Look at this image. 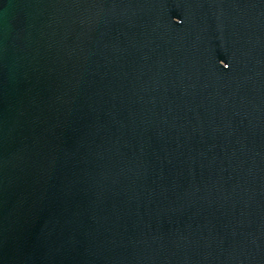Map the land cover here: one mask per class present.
Instances as JSON below:
<instances>
[{
	"label": "water",
	"instance_id": "1",
	"mask_svg": "<svg viewBox=\"0 0 264 264\" xmlns=\"http://www.w3.org/2000/svg\"><path fill=\"white\" fill-rule=\"evenodd\" d=\"M0 264H264V0H0Z\"/></svg>",
	"mask_w": 264,
	"mask_h": 264
},
{
	"label": "clouds",
	"instance_id": "2",
	"mask_svg": "<svg viewBox=\"0 0 264 264\" xmlns=\"http://www.w3.org/2000/svg\"><path fill=\"white\" fill-rule=\"evenodd\" d=\"M227 67H228V65H227Z\"/></svg>",
	"mask_w": 264,
	"mask_h": 264
}]
</instances>
